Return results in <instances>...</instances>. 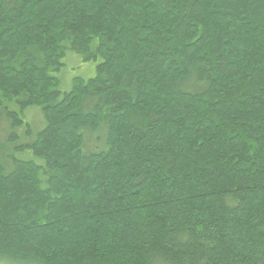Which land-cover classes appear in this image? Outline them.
Returning <instances> with one entry per match:
<instances>
[{
    "label": "trees",
    "instance_id": "trees-1",
    "mask_svg": "<svg viewBox=\"0 0 264 264\" xmlns=\"http://www.w3.org/2000/svg\"><path fill=\"white\" fill-rule=\"evenodd\" d=\"M0 264H264V0H0Z\"/></svg>",
    "mask_w": 264,
    "mask_h": 264
},
{
    "label": "rangeland",
    "instance_id": "rangeland-1",
    "mask_svg": "<svg viewBox=\"0 0 264 264\" xmlns=\"http://www.w3.org/2000/svg\"><path fill=\"white\" fill-rule=\"evenodd\" d=\"M69 63H67L70 67L68 70V79L66 80L65 83V87L70 89V85H71V80L75 77H89L91 74H94V69L93 67L95 66V64H86L83 62H80L78 60H74V59H69L68 60ZM88 68H90V70H87ZM34 111H39L38 109H32V110H28V112L26 113L27 118L29 119V121L34 122L35 124L38 123L39 118L37 119V117H33V113H35ZM37 113V112H36Z\"/></svg>",
    "mask_w": 264,
    "mask_h": 264
}]
</instances>
